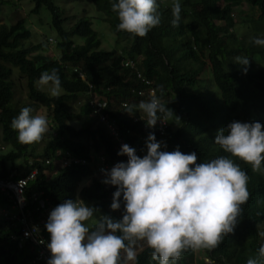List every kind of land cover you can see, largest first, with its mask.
<instances>
[{"label": "trees", "instance_id": "16d2710c", "mask_svg": "<svg viewBox=\"0 0 264 264\" xmlns=\"http://www.w3.org/2000/svg\"><path fill=\"white\" fill-rule=\"evenodd\" d=\"M30 1L33 4L31 13H37L40 7L49 13L50 25L57 34L56 55L45 54L48 38L45 42L23 45L31 33L24 26L25 15L18 10L12 11L10 24H0V143L9 146L6 152H0V178L8 176L21 157L24 164L28 159L38 158L39 161H34L37 172L23 190L27 202L24 209L39 206V210L32 213L33 217L43 208L38 204L39 200L48 201L53 208L65 200H73L76 184L91 176L90 182L79 189V199L95 208L96 216H108L117 221L122 218L123 198H120V209L111 210L116 187L102 183L105 176L102 170H95V154L101 151L105 164L112 165L126 163L127 156L117 155L121 147L107 133L104 124L97 122L94 126L84 124L74 128L68 123L71 119L89 115L90 108L86 103L79 105L78 113L67 107L68 102L76 101L81 95L88 97V84L91 92L105 99L101 111L117 122L119 134L126 143L139 145L135 135L148 137L154 134L157 141L166 144L161 150L171 152L178 147L186 154L194 152L197 163L229 156L214 140L218 130L231 122L264 125V46L252 42L255 38L264 39V0H242L254 9L252 19H249L250 30L244 38H237L231 30L234 25L231 3L235 0H182L179 2L181 19L175 27L172 25V6L157 0L161 23L143 38L117 30V13L112 11L115 0H91L95 9L104 14L103 20L116 42H126L127 46H122L125 55L129 58L138 56L137 66L144 81L119 65L116 49L97 50L100 42L90 20L79 17L65 30L61 25V8L53 0ZM2 2L7 1L0 0V4ZM72 36L82 37V43L74 44ZM237 56L249 58V63L256 57L262 64L253 70L248 68L243 74L244 66L236 63ZM73 67L83 72L84 80ZM102 68L106 75L100 72ZM13 69L17 70L18 79H24L27 99L45 107L52 122L48 132L53 131V134L36 155L27 151L31 144L18 142L17 133L10 126L12 119L25 107L12 100ZM52 69L57 70L61 81L62 93L57 97L35 86L41 73ZM205 70L209 72L210 81L201 86L199 75ZM145 81L149 83L145 84ZM149 86L179 118L167 119L162 135L155 130L159 121L154 127L147 128V117L142 111L135 109L128 113L121 106V102L137 105L140 101H148L146 90ZM137 91H142L143 95H138ZM63 152L85 162L60 167ZM232 159L247 174L250 193L247 202L241 206L238 223L217 248L189 249L176 264H247L249 258L258 257V249L264 246V162L261 170L254 172L251 165ZM12 177L16 178L15 175ZM34 190L41 194L38 200L30 201L29 195ZM7 203L0 193V206ZM1 221L4 225L0 227V264H29L34 251L26 243L19 245L17 240L9 237L10 234L18 235L19 224ZM42 232L49 237L45 228ZM139 244L135 264H158L152 260V250L146 244ZM199 250L201 257L197 258L199 252L196 251Z\"/></svg>", "mask_w": 264, "mask_h": 264}, {"label": "clouds", "instance_id": "9594fccd", "mask_svg": "<svg viewBox=\"0 0 264 264\" xmlns=\"http://www.w3.org/2000/svg\"><path fill=\"white\" fill-rule=\"evenodd\" d=\"M112 11L117 13L118 31L141 38L161 23L157 0H115ZM171 12L172 25L179 26V0H174ZM49 39L47 42L52 41ZM252 42L264 46V39L255 38ZM116 51L117 55L122 53L121 49ZM123 58L129 57H121L120 62ZM131 59L139 65L138 56ZM235 60L244 66L243 74H246L249 58L237 56ZM37 83L50 86L53 97L62 92L56 69L42 72ZM81 96V104L87 103L86 97ZM124 108L128 113L135 109L142 111L149 127L172 117L179 120L155 92L150 100L137 105L125 104ZM10 126L21 144L40 142L49 130L47 117L34 115L30 107L22 108ZM214 143L229 156L197 163L194 152L186 154L178 147L171 152L162 151L166 144L156 141L154 134L147 137V154L143 157L136 155L129 145H122L117 155L127 156V162L102 170L105 176L102 183L116 187L111 210L120 209V198H123L122 218L118 221L108 216L93 219L97 210L78 197L79 189L87 185L83 183L75 189L73 200L60 203L48 216L45 229L50 237L47 244L50 258L47 264H135L139 242L146 243L152 250V260L158 264H176L189 249L217 248L234 230L242 213L241 206L250 196L248 176L232 158L251 165L254 172L261 170L264 125L231 122L218 130ZM19 183L22 186L25 182ZM262 261L264 246L258 249V257L249 258L247 264H262Z\"/></svg>", "mask_w": 264, "mask_h": 264}, {"label": "rangeland", "instance_id": "374dc122", "mask_svg": "<svg viewBox=\"0 0 264 264\" xmlns=\"http://www.w3.org/2000/svg\"><path fill=\"white\" fill-rule=\"evenodd\" d=\"M6 3L0 4V24H10V20L12 19L11 14L13 10H18L23 16L25 15V22L24 26L29 29L30 36L24 40L23 45L27 46L31 43L40 42L45 40L47 38H51V42H45L46 52L45 54L48 56H55L56 55V49H55V39L57 37L56 31L51 27L50 25V17L48 11L44 7H40L39 11L37 13H31L30 8L32 7V2L30 0H5ZM55 4L60 6L61 8V18L62 22L61 25L65 30H68V28L76 21L79 17H84L91 22V28L96 31L97 37L99 39V46L97 47V50L107 51L110 49H121V54L119 55V58L125 56V53L123 52L124 49L122 46H127L126 42L120 40L116 42V38L114 34L111 32L110 28L108 27V24L103 20L104 14L98 10L95 9L93 2L91 0H53ZM182 0H179L181 2ZM161 2L166 6H172L174 0H161ZM232 6V19L234 20V25L232 26L231 30L234 31V34L237 38H244L243 36L248 34L250 30V24L249 19H252V15L254 13V9H252L247 3H245L242 0H235L231 3ZM71 40L74 44H80L82 43L83 39L80 36H72ZM122 47V48H121ZM262 64L256 57L252 58L251 62L248 65V68L250 70H253L255 68H259V66ZM263 66V65H262ZM106 69V68H105ZM102 75H106L104 69L102 68L100 72H102ZM18 72L16 69H13V78L15 81V87H14V95H13V103L17 104L19 106H25L30 107L33 109V114H39L44 115L48 119V128L52 124L50 117L47 114V109L43 106H39L36 104H32L27 99L26 96V89L24 85V79L17 77ZM201 76V86L204 84H207L210 78H209V72L208 70H205ZM35 86L40 89L41 91L50 94V86H40L37 81L35 82ZM62 93V92H61ZM83 100L82 96H79L78 99L74 102H68L67 107L71 112L78 113L79 112V105L81 104ZM82 118H76L71 119L68 121L69 124L74 126V128H78L80 125L84 124H91V126L96 125V120L93 117H90L89 115L81 116ZM166 121V120H165ZM171 124V123H169ZM177 124V123H175ZM174 124V125H175ZM171 126L174 128L171 124ZM53 134L51 132H47L44 136V138L40 142L32 143L28 147V152L36 155L39 154L49 139L51 135ZM50 135V136H49ZM0 145H2L0 143ZM3 149L0 150V152L4 153L9 149V146L2 145ZM16 164H23L22 157L18 159ZM89 178L82 179L79 184H76V188L79 189V187L85 183ZM90 181V180H89ZM87 181V182H89ZM4 209L7 211L8 214H15L17 209L11 208L8 203L0 206V209ZM101 216V215H99ZM99 216H94L93 219L98 218ZM91 224V222H89ZM4 225V222L0 219V227ZM264 229V228H263ZM143 244H146L144 242H141ZM141 244H137L136 247H139ZM199 252L197 255L198 257H201L200 250L196 251ZM198 262V259H197ZM130 263V262H129Z\"/></svg>", "mask_w": 264, "mask_h": 264}, {"label": "built area", "instance_id": "2783aa9c", "mask_svg": "<svg viewBox=\"0 0 264 264\" xmlns=\"http://www.w3.org/2000/svg\"><path fill=\"white\" fill-rule=\"evenodd\" d=\"M51 41V39H49ZM136 60L131 58H123L120 62V65L124 68H126L129 72V74H133L137 79L143 80L144 78L141 77V73L136 65ZM78 76L81 79H84V74L76 69ZM128 75V74H127ZM145 84H148V81L144 82ZM88 90L86 91V94L88 97H86V104L89 105L90 112L89 115L93 117L96 122H100L104 124L107 128V133L111 136V138L118 144V146H122L124 144L129 145L130 147L135 149V153L138 154V156L143 157L147 154V148H146V141L147 137L143 136L142 134L135 135V141L139 145H132L126 143L123 138L119 134V127L116 121L113 119H110L107 117V114H104L101 110L105 107V99L101 96L97 95L94 92H91L89 89L91 87L90 84H88ZM155 92L152 87H148L146 90V96L147 98H151L152 93ZM138 95H143L142 91H137ZM125 102H121V106L124 107ZM133 120H137V118H133ZM162 122V123H161ZM158 123V125L155 127V130L159 135H162L164 133V129L166 128V121L162 120ZM147 128H151L148 125H146ZM157 141V140H156ZM159 142V141H158ZM3 148V146H0V149ZM164 151V150H162ZM101 152V151H100ZM99 151L97 154H95V158H97V161L95 160V170L101 171L106 168L111 169L114 165L112 164H105L104 162V156ZM64 153V152H63ZM92 157V156H91ZM38 160V158L28 159L26 161V164H16L15 168L9 172L8 176L5 178H0V193L7 199L8 205L11 208H16L17 211L15 214H8L6 210L3 208L0 209V216L3 221L9 223L11 221H15L19 224V233L16 234H10L11 240H17L19 245L21 243H26L27 246L34 251V256L30 259L29 264H47L48 259L50 258V253L47 249V244L50 240V237H47L42 230L45 228V224L47 222L48 216L50 212L53 210V207L50 205L48 201H44L42 203L43 207L39 214H37L36 217H33L32 213L39 210V206L34 207L33 209L25 210L24 206L26 205V198L23 194V190L27 184V182L34 178L37 167L34 164V161ZM60 167H66L71 163H84L82 159L72 157L68 152H65L62 157L60 158ZM48 161L45 160V163ZM15 175L16 178H13L12 176ZM91 178V176H90ZM90 178L87 180L89 181ZM20 181H24L25 183L21 186L19 183ZM85 182L84 184H88L89 182ZM41 193L39 191H32L29 195L30 201L38 200L39 195ZM39 204V201H38ZM40 205V204H39ZM43 242V243H42Z\"/></svg>", "mask_w": 264, "mask_h": 264}, {"label": "water", "instance_id": "95a60500", "mask_svg": "<svg viewBox=\"0 0 264 264\" xmlns=\"http://www.w3.org/2000/svg\"><path fill=\"white\" fill-rule=\"evenodd\" d=\"M40 205H42V200L39 201Z\"/></svg>", "mask_w": 264, "mask_h": 264}]
</instances>
